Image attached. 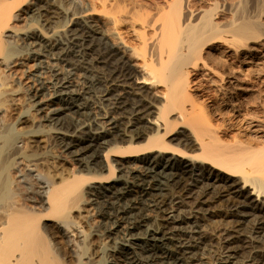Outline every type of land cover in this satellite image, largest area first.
Segmentation results:
<instances>
[{"label": "bare ground", "instance_id": "6f19581e", "mask_svg": "<svg viewBox=\"0 0 264 264\" xmlns=\"http://www.w3.org/2000/svg\"><path fill=\"white\" fill-rule=\"evenodd\" d=\"M24 1L19 0L18 4ZM184 1L188 3L191 0ZM193 1L201 5L197 12L189 11L190 18L182 11L180 0H165L169 9L165 16L141 23L140 28L144 32L139 33V42L145 53L139 64H135L139 70L136 78H119V75L106 78L95 73L92 78L85 79L84 84L75 86L71 78L72 70L89 68L84 62L87 48L70 49V45H76V37L70 33L72 29L62 32L68 37L67 43L56 39L53 34L47 38L41 35L48 46H67L60 49V53L55 52L52 60L56 63L50 64L45 59L51 54L43 53L35 36L25 35L26 39L34 42L27 45L37 46L36 49H26V55L35 62L31 77L37 88L31 89L28 100L30 111L40 116V125L35 130L18 134L11 144L12 149L17 150L11 161L17 179L11 182L15 189L8 186L0 200V264H62L47 239L48 228L71 244L85 246L84 232L73 215L78 207L75 195L81 185L86 186L90 205H99L100 208L95 213L91 210L99 220V226L91 232L99 241L106 242L98 249V260L95 258L97 248L93 251V246L89 249L91 245L84 247V261L79 260L78 264H264V244L255 234L249 235L251 231L247 234L242 224L244 221H234L235 215H221L215 211L202 215L200 208L213 202L209 201L208 192L213 187L220 188L218 192L224 197L245 196L264 212V118L244 117L243 109L234 103L233 98L236 97L233 95L246 91L243 84L246 80L229 71L226 81L224 74H220L209 59L217 54L244 66L260 65L264 61V21L261 18H246L244 13L243 18L238 15L240 21L235 19L237 16L234 19H216V0ZM32 6L36 10L35 0ZM239 11L238 14L241 13ZM79 17L73 13L70 26L75 25ZM113 17L111 24L119 22ZM19 18L20 15L13 13L8 3L0 1V42L10 43L14 33L7 28L8 24L10 20ZM147 31L150 33L146 34ZM71 55L74 59H69L74 61L68 59ZM57 62L69 69L61 73ZM93 63L98 65L100 61ZM200 71L215 80V87L220 92L228 90L225 84L230 86V92L216 103L215 110L219 114L223 112L221 116L242 118L249 140L221 139L222 131L208 120L207 112L204 113L194 98L193 93L200 96V89L191 77L200 76ZM47 74L52 80L44 82ZM96 85L102 87L95 89ZM143 87L154 89L152 94L161 103L153 105L146 101L147 104L127 113V99L137 95ZM243 104L240 103V106ZM69 109L80 119L83 118L72 134L54 128L58 118ZM29 116L31 114L23 112L18 117V123L22 120L24 123ZM41 125L49 129H41ZM28 137L33 150L44 142L48 151L58 149L60 153L52 156L53 153L49 152L50 156L46 155L47 152L33 153V158L28 161L27 156L18 153L22 151L21 144L27 145ZM65 137L72 140L68 138L70 141L64 142ZM183 137L190 140V152L178 148ZM5 144L0 140V148ZM64 154L71 155L73 161L80 163L74 175L68 178L54 176L53 180L47 177L49 180L38 174V167L44 166L47 160H53L61 169L64 165L62 161L66 160ZM24 158L29 173L20 169ZM197 170L200 173H196ZM32 173L38 191L35 197L28 198L40 208L50 211L43 221L44 217L41 219L39 215L41 222L33 214L12 210L9 203L16 197L19 184L24 185L26 190L31 187L28 177H32ZM197 182L202 183L206 190L198 196L200 200H196V206H191L183 214V205L189 198L193 200V195L184 198L188 194L187 188L197 185ZM231 197L229 199L235 200ZM187 198L189 200L185 201ZM258 225L259 221L256 229L262 231L263 228ZM74 243L72 245H76ZM75 253L73 256H76Z\"/></svg>", "mask_w": 264, "mask_h": 264}, {"label": "rangeland", "instance_id": "374dc122", "mask_svg": "<svg viewBox=\"0 0 264 264\" xmlns=\"http://www.w3.org/2000/svg\"><path fill=\"white\" fill-rule=\"evenodd\" d=\"M0 1H5L6 3H8L11 9L13 10V13L16 12L17 14L20 15V18L18 20L12 19L8 24L7 28L10 29V32L12 31V34L14 33V37L12 39L11 38L9 39V41L11 40L10 43L4 40L0 42V135H1L0 138H2V136L5 135L4 138L0 140L6 142V144L4 146L2 145V147L0 148V200H1L2 195H4L5 190L7 191L8 186L9 188L15 189L13 187L14 185L13 186L11 185L12 184L11 182L16 181L17 179V174L15 173V171H13L12 162H11L14 154L17 153V150L12 149L11 144L14 142V139L18 136V134L27 133L32 129L35 130L36 127L40 125L38 124L40 116L35 114L34 111L33 112L30 111L29 108L30 102L28 98L31 95L32 92L31 89H34L35 87L37 88V85L35 84V82H33V79L31 77L35 71V67H34L35 62L33 60H30L29 56L26 55V51L28 49L31 50L32 48L36 49L37 46L30 47V45H27L34 42H32V39H26L25 35L30 34L33 37L35 36L36 41L40 43L41 47L43 48V53L51 54L47 56V58L45 59V62L50 64V63H56L52 60V58L56 56V53H60V51L67 46L63 44L62 45L60 44L61 46L58 45L57 47L48 46L47 45L48 42H46L47 40L43 39L41 35H43L46 38L55 35L56 39H59L61 42L67 43L68 37H66L62 32L65 31L67 28L72 29L71 31L73 32L70 33L76 37V41L74 42L76 45L74 44L70 45L71 47L70 49L76 50L77 47L83 49L87 48V54H86L87 58L85 59L84 62L88 65L89 68L88 70L81 68L77 70H72L73 76H71V78H72V83L75 86L77 85L79 86V84H84L85 79L92 78L93 77L92 75H94L95 73L98 76L106 77V78L111 76L117 77L118 75L119 78L126 76L127 78L128 76L132 78L134 77L136 78L139 76V70L135 66V64H139L140 60L142 59V55L145 53L142 49V45L139 42L140 41L139 33L143 34L144 32L140 28V25L144 21H148V20L155 21L160 17L165 16L169 12V9L164 3L165 0H35L36 10L35 7L32 6L34 0H25L22 4H18L19 0H0ZM180 5L182 11L188 14L189 11L192 10L197 12V10L200 9L201 4L193 0H191L188 3H186L184 0H180ZM240 8H242V11H239ZM32 11H34V13H32ZM238 11L241 13L238 14ZM73 13L77 16H81L82 18L79 17L78 19H76V24L70 26V20L72 22ZM243 13L245 14L246 18L252 20H257L261 18L264 21V0H216V14H215L216 19H231V18L234 19V17L237 16L235 19L240 21L239 16L243 18L244 15ZM89 14L90 15L93 14V15L90 16ZM247 15L248 16L253 15V17H247ZM256 15L259 17H257ZM112 17L113 20L114 18H117L119 22L115 24H111ZM188 18H190L189 14H188ZM149 33L150 31H147L146 34ZM120 42H123L122 45L121 44L119 45ZM115 45L119 47L118 50L115 47ZM56 48H59V50ZM120 49L124 51L122 50L119 51ZM126 51L127 54L125 53ZM218 56L217 54H215L212 55V57L209 59L210 62L213 63V66L219 70L217 71L220 74H224L223 77L226 81H227L226 75L229 71H233L238 77H241L244 80H246V82L244 81L245 83L243 82L245 88H247L246 91H244L243 93L238 91L237 94L233 95V97H236L237 99L239 98L238 100L236 98H233V100L234 103H236L240 108L243 109L242 112L244 117L248 115V116H254V117L256 116V117L264 118V61L260 65L253 64V65L244 66L241 65L240 63L227 61L223 57L221 56L218 57ZM70 57L73 56L72 55L69 56L68 59ZM34 58H36V56ZM129 58H131L132 60H129ZM214 59L216 62H214ZM95 60L100 61V64L98 65L94 64L93 62ZM57 67L60 69V71L69 69L66 66H64V64H58V62H57ZM63 72L64 71H62L61 73ZM47 76L49 75L47 74ZM47 76L45 77L46 81L44 80V82H48L52 80L50 76L49 77ZM191 79L194 80L193 81L194 84L197 87L199 86L200 89V96L197 93L196 94L193 93L195 101L196 103H198V105L200 104V107H202L204 113L207 112L206 115L207 114L208 115L206 117L208 118V120H211L210 122L213 123V125L218 126L220 128V131H222L221 139L225 141L231 140L232 138H236V139L239 138L240 140H244V141H246V139L249 140L250 138L249 133L245 130L242 118L234 119L233 117H229L228 115L221 116L224 115L223 112L222 114L221 113L219 114V111L215 110L217 109L216 103H218L220 99L222 100V98H224V96H227L226 94L230 92L229 89L230 86L228 84H225L227 85L226 88H228V90L224 91L223 89L224 92L223 93L222 91L220 92V90H218L215 87L216 85V83L214 82L215 80L213 78L205 76L204 73L201 71H200V76L193 75ZM4 87H6L5 90ZM95 87H96L95 89H100L102 85L100 86L96 85ZM249 88L252 89L251 92L249 91ZM153 91L154 89H151L149 87H143L137 91V95H131V98L129 97L126 101V107H128L127 113L131 112V109L133 110L134 108L139 107V105L142 106L143 104L144 105L147 104L146 101L151 102L153 105L155 104L159 105L161 103V100L156 96L154 97ZM242 96L245 97L244 100L242 99L243 98ZM143 98L144 99L147 98L148 100L144 101ZM241 101L244 102L245 105ZM240 103L243 105L240 106ZM130 104L133 107L132 106L130 107L129 106ZM203 107H205L206 109H204ZM23 112L26 114H31V116H29L27 120L25 119L26 121L24 123H23L24 120H22V123H18V117ZM64 113H62L63 115L61 114L62 116L58 118V121H56L55 124L56 126L54 125L55 127L54 126L53 127L65 133L68 132V134H72L73 133L72 131L76 130L77 128L76 126L79 125V123L83 118L80 119V117L71 109L65 111ZM221 117L224 119H222ZM227 118L230 121H228ZM40 128L44 130L49 129V127L45 125H41ZM68 138L69 137H65L64 142L72 140V138H69L70 140ZM28 139H27L28 140L27 145L21 144L23 147H21L20 150L22 151H18L19 154L21 152L23 156H27L29 158L28 161L30 160V158L31 159L33 158V153H36L38 155L43 153L46 154L45 152H47L46 155L48 156H50L49 153L50 154L53 153L51 154V156L55 155L56 152L60 153L58 149L51 150L49 148V150L51 151H48V149H46V143L44 142L41 143L38 148H34L33 150L32 144L31 145L29 144L30 138L28 137ZM182 140H183L182 145L184 144L185 146L183 145L182 147L181 145L178 146V148L179 149L184 148L183 150L190 152L189 150L192 149L190 148L191 146H190L189 138L183 137ZM185 141H187V143ZM27 147H30V149ZM28 150H31L30 152L32 154ZM64 155L65 157L63 156V158H65L66 160L64 159L65 161H62L64 165L61 167V169H59V167L56 166L53 160L51 161L47 160L48 162L46 161L44 163L45 165L43 164L44 166L41 165L38 167L39 170V171L37 170V172H39L38 174L42 175L44 178L45 177L46 178L49 177L50 179L52 178L51 180H53L54 176L61 175L65 178H68L74 175L77 172V170H79L80 163L73 161L74 158H72L71 155L68 154L70 157L67 154ZM21 164H22L20 165L21 167L19 166L20 169H22L26 173H29L27 172L28 170L27 160L25 159V161H21ZM196 173H200V171L197 170ZM30 175L33 177L34 174L32 173ZM32 177L30 176L28 177L30 179L29 181H31L32 183L31 184L29 182L31 184V185L29 184L31 186L28 189L29 191L26 190L25 187H23L24 185L19 184V188H17L18 186L16 187V195H15L16 197L14 196L15 198H13L12 201H10L9 203L11 204L12 210L33 214L35 216L34 218H37L38 221H40L44 217L42 219L43 221L45 217L46 218L48 217L47 215H50V211L47 208L42 209L39 207L38 204L30 201L31 196L33 195L35 197L38 191V186H37L38 184H36L35 182L36 180H34V177L33 178ZM31 179H33L34 181ZM196 184L197 185L188 186L187 188L186 192H188V194L184 198L193 195V200L194 199L195 200L193 201L192 198H189L190 200L188 198L185 199V201L186 200L189 201H186V203L183 205L185 207V208L183 207L184 208L183 214L186 213L191 206H196L195 204L196 200L198 199L200 200L199 197L202 194H204L206 190L203 188L202 183L197 182ZM81 186L82 187L79 188L78 193L75 195L76 197L75 201L77 202L76 204L78 207H77V211H75L73 215L75 222L81 227L82 231L84 232L85 239L83 245L85 246H82L80 244L78 245L74 242L73 243L76 245H72L73 243L71 244L65 237L62 236L57 237L58 234L55 235V233L51 231L49 228L47 229V232L45 231L46 234H49L48 236L46 235L47 239L51 241V242L49 241L50 244H52L51 247L53 246L52 248L55 254L57 255V257L62 262V264H78L79 260L84 261L85 255L82 254L84 252V247H86L87 245H91L89 246V249L93 246L95 249L93 248L91 249L95 251L97 248L96 251L98 252L99 247L100 246L102 247L103 243L106 242V241H99L98 237L94 236L91 232L93 229L97 228V225L99 226V220H97L98 218L96 217V215H94V213L98 210L100 211V208L99 205L98 206L94 205V207L97 206L96 208L98 209L96 208L93 209L94 207L91 206L89 203L90 196L88 193H86V186L85 185H81ZM211 188H212L211 190L210 188L208 189L209 201H213V202H211V204H207V205L205 204L204 206L203 205L200 206V208L202 207L201 209L203 211L202 215H210L208 214V212L210 211H215L216 213L221 215H225V214L235 215L234 221L236 220L238 221L239 219L240 222L241 220L244 221L242 224L245 226L244 229L247 232V234L251 231L250 232L251 234L249 233V235L254 236L255 234L257 238L259 237V241L264 244V239H263L264 219L261 218L264 217L263 216L264 212L263 210H261V208L259 209L260 206L255 205V203L250 201L249 198H245V196H239L238 194H237L238 196L231 195L233 199H235L232 201V199H229L231 196L228 197L221 196L220 192H218L221 190L220 188H213V187ZM30 190L34 194L31 193ZM212 190L215 193L212 192ZM216 193H218L217 196ZM213 195H215V197H213ZM211 197L214 199H212ZM227 198L229 199L228 201ZM218 202L219 203L222 202V203L217 204ZM215 207L217 209H215ZM222 208L227 212L225 211L223 212ZM91 210L95 212L93 213ZM178 212L182 213V211H177V213ZM90 214H92V216ZM77 215L78 216L86 215L87 217L84 218L81 216V218H78ZM258 221H259L258 226L263 228L262 231L261 229L260 230L256 229ZM247 223L248 225H246ZM258 233H260L261 235H259ZM50 235H52L53 237ZM91 236L92 239H90ZM97 241L101 243L99 244ZM92 242L93 244H95V246L92 244ZM72 247L73 250L77 252V254L72 250ZM75 249L78 250L76 251ZM85 251L88 252L89 250L86 248ZM99 252L97 253V255L95 254L96 260L99 259L98 258L100 255ZM74 253L76 254V256H73ZM78 254L80 255L79 258L77 257ZM76 257L78 258L77 260L75 259Z\"/></svg>", "mask_w": 264, "mask_h": 264}]
</instances>
